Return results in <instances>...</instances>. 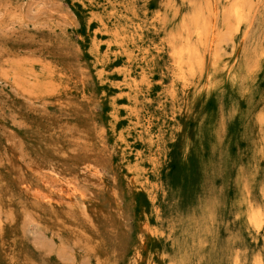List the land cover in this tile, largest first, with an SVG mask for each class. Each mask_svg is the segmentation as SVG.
Instances as JSON below:
<instances>
[{
  "label": "rangeland",
  "instance_id": "obj_1",
  "mask_svg": "<svg viewBox=\"0 0 264 264\" xmlns=\"http://www.w3.org/2000/svg\"><path fill=\"white\" fill-rule=\"evenodd\" d=\"M235 1L0 0V264H264V0L236 31Z\"/></svg>",
  "mask_w": 264,
  "mask_h": 264
},
{
  "label": "bare ground",
  "instance_id": "obj_2",
  "mask_svg": "<svg viewBox=\"0 0 264 264\" xmlns=\"http://www.w3.org/2000/svg\"><path fill=\"white\" fill-rule=\"evenodd\" d=\"M175 2V1H174ZM258 2V1H257ZM261 3H262V1H261ZM169 4V3H168ZM167 4V5H168ZM257 5L259 4V3H256ZM174 6V5H173ZM210 6H211V3H210ZM223 9V8H222ZM249 11V8H248V6H247V0H236L235 1V3L233 4V7L231 8V10H230V16L232 17V19H233V23L231 24V28H232V30H234V31H236V30H239L240 28H241V26H242V24H243V22H244V20L246 19V15H247V12ZM254 11V10H253ZM185 12V11H184ZM187 12V11H186ZM227 13V12H226ZM206 15V14H205ZM252 15H253V13H252ZM165 16V15H164ZM184 18V17H183ZM186 18V17H185ZM166 19H167V17H166ZM184 20V19H183ZM185 22H186V20H184ZM182 22V21H181ZM179 24V23H178ZM183 23H181L180 25H182ZM184 26H186V24L184 25ZM248 26V25H247ZM176 27H177V24H176ZM174 28V27H173ZM249 28V27H248ZM247 28V29H248ZM177 29V28H176ZM229 29V28H228ZM174 30V29H173ZM193 30H194V32H195V35L197 36V38H198V40H199V42H201L200 44H202L203 46H209V47H211V45L213 44V38H212V30H211V27H209V26H207L206 25V22H205V19L204 18H201L199 21H197V23L194 25V27H193ZM230 30V29H229ZM246 30V29H245ZM170 31H172V30H170ZM178 31H181V30H178ZM182 32H185V31H182ZM172 33H173V31H172ZM245 33V32H244ZM243 34V33H242ZM181 36V38H182V34L180 35ZM245 36V35H244ZM172 38V37H171ZM174 38V37H173ZM185 38V37H184ZM216 38V37H215ZM241 38V37H240ZM177 39V38H176ZM183 39V38H182ZM242 39V38H241ZM175 40V39H174ZM243 40V39H242ZM178 41H179V39H178ZM177 42V41H176ZM180 42V41H179ZM221 42V41H220ZM222 43V42H221ZM174 44V43H173ZM214 45V44H213ZM240 46V45H239ZM196 47V46H195ZM214 48H215V46H214ZM200 51V49L199 48H193V46H192V44L189 42V40H186L182 45H181V47H180V49L176 52V54H177V56L179 57L178 58V63H179V65H186V66H192L193 65V62H194V54L195 53H197V52H199ZM209 51V50H208ZM170 53V52H169ZM171 54V53H170ZM196 55V54H195ZM198 55V54H197ZM199 57V56H198ZM202 57H204V55L202 56ZM209 57V56H208ZM215 57H216V55H215ZM209 59V58H208ZM210 61H212V60H210ZM212 63V62H211ZM218 63V62H217ZM216 63V64H217ZM197 64H198V61H197ZM215 64V63H214ZM202 66H203V64H202ZM221 66V65H220ZM219 66V67H220ZM207 77V76H206ZM256 80V79H255ZM254 80V81H255ZM206 81V80H205ZM183 86V85H182ZM174 89V88H173ZM173 93V92H172ZM174 95V94H173ZM174 100V99H173ZM87 156V155H86ZM84 162H86V161H84ZM89 163V162H88ZM84 165V164H83ZM85 168V167H84ZM98 169V168H97ZM47 170V169H46ZM101 172V171H100ZM99 172V174H100V176H101V174L102 173H100ZM91 173H92V171H91ZM94 174H95V171H94ZM72 176V175H71ZM75 176V175H74ZM69 177V176H68ZM96 180V179H95ZM64 182V183H63ZM62 183H60V184H58V190H57V192L59 193V194H61V195H63V196H65L66 198H71L72 196H77V195H79L80 193H82L83 194V192H81L80 190H79V188H78V186H76V184H74V182L72 181V180H70V179H67L66 178V180H64ZM88 183V182H87ZM94 184V183H93ZM90 187V186H89ZM55 188H56V186H55ZM55 188H53V189H55ZM106 188V187H105ZM260 190V189H259ZM220 191V190H219ZM91 192V191H90ZM81 194V195H82ZM48 195H49V193H48ZM46 197H47V195H46ZM83 197V196H82ZM213 197H215L214 195H213ZM210 198H211V195H210ZM215 198H217V196L215 197ZM44 199V198H43ZM49 199H50V197H49ZM59 199V198H58ZM82 199H84V198H82ZM218 200H219V198H218ZM223 200V199H222ZM210 201V200H209ZM247 201H249V200H247ZM68 202V201H67ZM220 202H222V201H220ZM250 202V201H249ZM255 202V201H254ZM216 204V203H215ZM225 204V203H224ZM223 204V205H224ZM68 205V204H67ZM221 205V204H220ZM238 205H240V204H238ZM252 205V204H251ZM264 205V204H263ZM211 206V205H210ZM225 206V205H224ZM233 206V205H232ZM216 208H217V206H215ZM238 207V206H237ZM254 207V206H253ZM263 207V206H262ZM224 209H225V207H224ZM237 209V208H236ZM215 210V209H214ZM218 210V209H217ZM239 210V209H238ZM264 210V209H263ZM219 211V210H218ZM235 211V210H234ZM241 211V210H240ZM250 211V210H249ZM242 212V211H241ZM263 212V211H262ZM218 213H220V212H218ZM224 213V212H223ZM264 213V212H263ZM262 213V214H263ZM242 214V213H241ZM243 214H244V212H243ZM216 215V214H215ZM221 216V215H220ZM240 216H242V215H240ZM251 216V215H250ZM257 216V215H256ZM255 216V217H256ZM259 216V215H258ZM215 217V216H214ZM217 217H218V215H217ZM245 218V217H244ZM238 219V218H237ZM256 219V218H255ZM219 220H221V219H219ZM218 220V221H219ZM240 220V219H239ZM217 221V220H216ZM217 221V222H218ZM244 221V220H243ZM249 221V220H248ZM219 222H221V221H219ZM218 222V223H219ZM227 222V221H226ZM253 222V221H252ZM255 222V221H254ZM239 223V222H238ZM240 224V223H239ZM254 224V223H253ZM255 225V224H254ZM216 226V225H215ZM214 226V227H215ZM256 226V225H255ZM211 227V226H210ZM233 227V226H232ZM234 230V229H233ZM232 231V230H231ZM241 231H242V229H241ZM211 232V231H210ZM216 233V232H215ZM237 233V232H236ZM241 233V232H240ZM223 235H225V234H223ZM227 235V234H226ZM219 236V235H218ZM217 236V237H218ZM235 236V235H234ZM264 236V235H263ZM208 237H210V236H208ZM231 237V236H230ZM240 237V236H239ZM224 238V237H223ZM229 238V237H228ZM232 238V237H231ZM233 238H236V237H233ZM264 238V237H263ZM202 239V238H201ZM213 239V238H212ZM204 240V239H203ZM209 240V239H208ZM223 240V239H222ZM229 240V239H228ZM244 240V239H243ZM256 240V239H255ZM202 241V240H201ZM234 241V240H233ZM251 241V240H250ZM213 242V241H212ZM216 242H218V241H216ZM223 242V241H222ZM237 242V241H236ZM202 243V242H201ZM207 243V242H206ZM242 243H245V242H242ZM213 244H214V242H213ZM238 244V243H237ZM220 245H223V244H220ZM240 245V247H241V243L239 244ZM244 245V244H243ZM253 245V244H252ZM198 246H199V243H198ZM224 246H226V245H224ZM248 246V245H247ZM215 247H217V246H215ZM223 247V246H222ZM233 246H231V248H232ZM236 247V246H235ZM218 248V247H217ZM219 249V248H218ZM215 250H217V249H215ZM232 250V249H231ZM252 251V250H251ZM250 251V252H251ZM115 252V251H114ZM249 252V253H250ZM248 253V252H247ZM254 253V252H253ZM223 254H224V252H223ZM243 255V254H242ZM256 255H257V250H256ZM258 256V255H257ZM235 257V256H234ZM247 257V256H246ZM256 257V256H255ZM205 258V257H204ZM203 258V259H204ZM220 258V257H219ZM248 258V257H247ZM250 258V257H249ZM248 258V259H249ZM201 259V258H200ZM232 259H233V257H232ZM237 259V258H236ZM248 259H246V260H248ZM206 260V259H205ZM220 260V259H219ZM237 261V260H236ZM251 261V260H250ZM254 261V260H253ZM260 261V260H259ZM258 261V262H259ZM257 262V261H256ZM254 263V262H253ZM262 263V262H261ZM236 264V263H235ZM243 264V263H242ZM255 264V263H254Z\"/></svg>",
  "mask_w": 264,
  "mask_h": 264
}]
</instances>
